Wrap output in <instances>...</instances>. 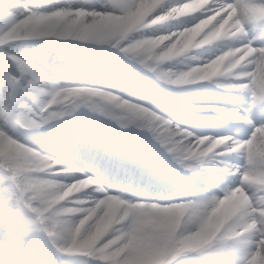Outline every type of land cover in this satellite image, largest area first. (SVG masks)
Listing matches in <instances>:
<instances>
[{"label":"snow or ice","instance_id":"obj_1","mask_svg":"<svg viewBox=\"0 0 264 264\" xmlns=\"http://www.w3.org/2000/svg\"><path fill=\"white\" fill-rule=\"evenodd\" d=\"M0 264H264V0H0Z\"/></svg>","mask_w":264,"mask_h":264},{"label":"clouds","instance_id":"obj_2","mask_svg":"<svg viewBox=\"0 0 264 264\" xmlns=\"http://www.w3.org/2000/svg\"><path fill=\"white\" fill-rule=\"evenodd\" d=\"M107 2V0H105ZM199 35V32L196 30L190 31L185 40L183 41L182 46L192 45L193 42L196 40V37ZM198 46V45H195ZM55 161L52 162H46V161H39L37 160L35 162V166L39 168H47L52 167L55 165ZM91 185L86 182H76L72 185H70L65 190V196L73 195L75 193L81 192L86 190ZM254 188V185H253ZM246 200V194L240 190H237V192L234 194L231 201H226L219 209L216 210L214 213V219L220 220L223 217L229 215L231 212L235 211L238 207H240L244 201ZM109 206H105L104 209H98L95 213V221L93 223V228L99 230L101 228H104L108 225L110 217H109ZM198 224V218L197 216L193 215L192 217L188 218L186 221V226L188 228H194Z\"/></svg>","mask_w":264,"mask_h":264},{"label":"rangeland","instance_id":"obj_3","mask_svg":"<svg viewBox=\"0 0 264 264\" xmlns=\"http://www.w3.org/2000/svg\"><path fill=\"white\" fill-rule=\"evenodd\" d=\"M53 2H55V1L53 0ZM204 47H208V46H203L202 49H195V48L190 49L187 53L183 54L182 57H179L177 59L183 60L185 64L196 65L202 59V57L200 56V53L203 51ZM38 51H40V50L39 49H30L29 54L31 55V54L37 53ZM185 87H195V85L185 86ZM113 194H116V193H113Z\"/></svg>","mask_w":264,"mask_h":264},{"label":"trees","instance_id":"obj_4","mask_svg":"<svg viewBox=\"0 0 264 264\" xmlns=\"http://www.w3.org/2000/svg\"><path fill=\"white\" fill-rule=\"evenodd\" d=\"M28 52H30V49L28 50Z\"/></svg>","mask_w":264,"mask_h":264},{"label":"bare ground","instance_id":"obj_5","mask_svg":"<svg viewBox=\"0 0 264 264\" xmlns=\"http://www.w3.org/2000/svg\"><path fill=\"white\" fill-rule=\"evenodd\" d=\"M55 1V0H54ZM200 60V59H199Z\"/></svg>","mask_w":264,"mask_h":264}]
</instances>
